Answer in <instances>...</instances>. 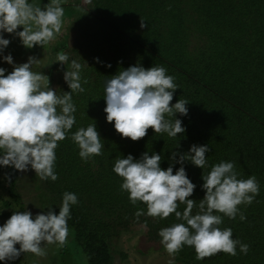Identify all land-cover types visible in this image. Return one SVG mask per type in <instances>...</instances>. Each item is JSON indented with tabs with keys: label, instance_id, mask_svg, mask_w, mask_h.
<instances>
[{
	"label": "trees",
	"instance_id": "trees-1",
	"mask_svg": "<svg viewBox=\"0 0 264 264\" xmlns=\"http://www.w3.org/2000/svg\"><path fill=\"white\" fill-rule=\"evenodd\" d=\"M76 1V4L68 5L69 27L61 36L62 42L51 48L53 57L49 60L47 71L41 72L48 77L49 88L56 84L53 90L58 95H63L64 92L71 91L63 78L64 72L72 70L73 60L82 66L81 85L85 91L72 93L76 122L69 130L67 138L58 142L55 150V172L58 179L41 180L34 171L28 174L29 170L23 173L10 166H2L0 175H4L0 179V204L8 207L10 212L0 213L3 221L1 225H4L7 217L14 211H24L25 206H31V203H23L22 195L18 191L21 178L29 176L37 190L33 201L45 213L48 207L56 214L59 213L63 193L77 195L78 203L71 206V216L67 222L69 229L73 231L74 241L81 248L86 264H113L112 243L122 232L133 226H143L146 228L147 239L160 242L158 233L161 228L175 223H186L178 220L174 213L165 219L149 217L146 215L147 206L143 202L138 201L136 205H132L129 194L120 189L123 179L112 171L116 159L132 155L134 160H138L147 152L149 156L161 155V168L167 169L171 165L173 174L183 166L187 177L196 185L189 199L196 201L197 206L205 195L202 175H206L213 165L221 161L234 162L235 170L239 173L238 178L256 177L259 194L251 204L239 206L246 217L243 221L239 215L235 219H229L223 214H214L222 216L221 228L232 229L233 239L249 245L248 253H241L238 245L235 256L221 252L210 258L197 260L194 248L184 246L173 256L172 262L264 264V122L258 120L252 111L235 107L237 104L226 100L219 93L222 96L220 97L212 86L196 79L190 71L181 69L175 61L160 54L161 50H169L171 53L179 51L175 47L184 45L187 31L201 35L202 39L209 32L216 38L207 36L208 40H219L225 44V60L235 63L236 68L242 61L248 67L242 66L244 73L247 76H257L251 67L257 60L254 56L261 57V68L264 67V0ZM88 3L91 4L90 7H87ZM70 7H74L75 11ZM141 20L146 25L144 28L140 27ZM69 30L76 33L71 45L67 42ZM169 33L181 34L175 39ZM59 52L69 56L65 65L56 62ZM182 52L185 57L188 56V53ZM205 53L206 51L200 53L202 61L209 54ZM220 53L223 54L224 51ZM245 53L246 57L243 56ZM180 58L183 57H173L176 60ZM136 65L146 69L152 66L164 67L178 85L171 104H175L178 99L189 102L186 105L187 115L176 113L170 118L180 119L185 129L177 137H169L167 133H154L149 128L144 138L132 141L130 138H122L115 131L114 122L106 121V81L120 71ZM261 68H258L261 73L259 76H264V68ZM242 70L239 69L238 72ZM84 80L88 83H84ZM215 101L218 102L211 105ZM221 103L227 107L226 110L218 117L215 112L211 116V108L215 109ZM92 123L100 134L104 148L101 155L84 161L80 158L79 147L71 139V135L80 127L86 128ZM192 145L209 146V152L205 153V168L196 167L188 160L183 165L177 163L180 155L187 154ZM173 153H176L174 158ZM185 207L186 205L180 204L177 211L182 213ZM138 209H143L145 215L137 219L135 212ZM197 212L198 207H194L192 213ZM0 264L11 263L0 261Z\"/></svg>",
	"mask_w": 264,
	"mask_h": 264
},
{
	"label": "clouds",
	"instance_id": "clouds-1",
	"mask_svg": "<svg viewBox=\"0 0 264 264\" xmlns=\"http://www.w3.org/2000/svg\"><path fill=\"white\" fill-rule=\"evenodd\" d=\"M61 4L62 0H51L42 9L28 0H0V32L15 33L28 48L42 47L61 32L64 16ZM145 26L141 20L140 27ZM18 27L23 30L17 32ZM9 43L0 36V51ZM4 60L13 63L11 55ZM68 60L67 53H57L56 62L65 65ZM35 61L29 57L27 63L15 66L8 75L0 68V166L22 172L30 166L41 180L56 181L55 150L76 122L72 93L85 91L81 85L82 66L75 60L71 62L72 70H66L63 75L71 91L58 95L49 88L47 76L32 71ZM174 81L162 66L147 69L130 66L113 75L104 89L106 121L114 122L115 131L132 141L144 138L149 128L154 133L177 137L185 129L180 119L170 118L176 113L187 115L189 102L178 99L171 104L178 89ZM71 139L78 145L79 156L84 161L102 154L104 144L94 123L80 127ZM209 150L208 145H192L187 154L180 155L177 163L183 165L188 160L203 169L207 165L205 153ZM172 156L174 158L176 153ZM161 159V155L149 156L147 152L138 160L128 155L116 159L112 171L123 179L120 189L129 194L132 205L138 201L146 204L147 216L165 219L174 213L178 220L186 222L159 230L160 243L167 253L175 256L184 246H190L196 252V259L203 260L221 252L235 256L239 245L240 252L247 254L249 245L233 239L232 229L221 228L222 216L214 213L229 219L239 215L241 221L245 220L239 206L251 204L259 194L256 177L240 179L234 162L221 161L202 175L205 195L197 206L196 201L189 199L196 185L187 177L184 167L173 174L171 165L161 168ZM77 203L75 193L65 192L58 214L51 207L35 217L27 210L14 211L0 226V261L15 260L24 252L42 257L46 254L42 247L45 243L63 247L68 242L71 206ZM180 204L186 205L182 213L177 211ZM194 207H198L196 214L192 213ZM142 215H145L143 209L135 212L137 219Z\"/></svg>",
	"mask_w": 264,
	"mask_h": 264
},
{
	"label": "rangeland",
	"instance_id": "rangeland-1",
	"mask_svg": "<svg viewBox=\"0 0 264 264\" xmlns=\"http://www.w3.org/2000/svg\"><path fill=\"white\" fill-rule=\"evenodd\" d=\"M28 2L43 9L46 4L51 3V0H28ZM76 3V0H62L61 6L64 8V16L62 18L63 23L61 32L56 35L53 41H50L42 47L40 45H35L28 48L22 44V41L15 33L0 32V36L10 41L8 46L0 51V68L5 69V75L11 73L15 66L27 63L29 57H33L36 60L32 64L33 72L41 73L42 71H47L49 60L53 57L51 48L59 43L61 44V36L69 27L67 19L69 14L68 5ZM90 5L91 4L88 3L87 7H90ZM70 9L75 11L74 7H70ZM22 30V27H18L16 31L19 32ZM75 34L74 30H69L67 32V42L69 45L73 42ZM180 34L181 33L170 35L178 39ZM186 35L187 36H184L186 38L184 45L182 44V47H175L179 51L171 53L169 50H161L160 54L170 61H175V64L181 69L190 71V74L196 79L203 81L206 85L209 84L212 86L213 89H215L218 94L220 93L223 95L226 100L238 105H234L235 107H240L245 111H252L258 120L264 122V76H259L261 73L258 70V68H261V57L254 56L255 59L257 57V60L251 67L254 74L257 76H247L242 70V66L245 68L248 67H246L242 61L238 63V68H236L235 63L228 62L227 59L225 60L227 53L224 43L219 40L216 42L207 39V36L209 38H216L215 35L212 36L208 32L204 39H202L199 34H193V31H187ZM168 40H170V37H168ZM227 45L229 46V44ZM182 51L188 53V56L185 57ZM203 51H206L205 55L209 53L204 61H202L200 56V53ZM220 51H224V53L221 54ZM8 55L12 57V64L4 60V57ZM176 55L183 57L185 60H183V58L178 60L173 59ZM246 55L247 53L243 54L244 57H246ZM209 58H211L210 62L208 61ZM193 68L194 71H192ZM239 69L242 71L238 72ZM55 76H57V74ZM55 87L56 84L51 86L52 89ZM221 95L220 97H222ZM217 102L218 101H215L211 105ZM222 104L224 103L219 104L215 109L211 108L210 115L212 116L215 112V116L218 117L222 111L226 110L227 107ZM225 119L222 122H224ZM214 127L216 128V125H214ZM0 168H2V166H0ZM28 170V174H30V171H33L30 166ZM25 172L26 171H23V173ZM3 175L4 174L0 175V179ZM19 185L20 188L18 191L22 195L23 203L26 205L31 203V206H25L24 211H30L33 217L39 213H45L43 210H39L33 201L37 194V190H35L36 187L34 183L30 182L29 176L21 178ZM4 197H7L6 193H4ZM2 212L9 214L10 209L0 204V213ZM10 216L11 215H9L7 219H9ZM2 222V218H0V226H2ZM145 231L146 228L143 226H133L130 230L122 232V234L113 240L114 242L111 247L113 251V264H175V262H172L174 257L167 253L160 242L147 239ZM72 233L73 231L69 229L68 242L63 247L58 244L45 243L42 245L46 253L44 256L37 257L32 253L24 252L21 253L17 259L9 261V263L86 264L85 256L81 248L74 241Z\"/></svg>",
	"mask_w": 264,
	"mask_h": 264
}]
</instances>
